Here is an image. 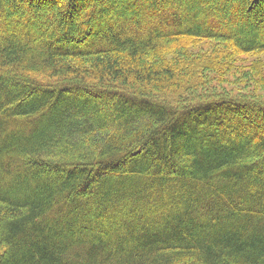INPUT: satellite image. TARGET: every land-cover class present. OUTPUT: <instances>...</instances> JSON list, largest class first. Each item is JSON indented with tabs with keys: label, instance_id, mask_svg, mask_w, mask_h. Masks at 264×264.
I'll use <instances>...</instances> for the list:
<instances>
[{
	"label": "trees",
	"instance_id": "16d2710c",
	"mask_svg": "<svg viewBox=\"0 0 264 264\" xmlns=\"http://www.w3.org/2000/svg\"><path fill=\"white\" fill-rule=\"evenodd\" d=\"M24 1L0 0V264H264V97L220 90L264 85L263 12Z\"/></svg>",
	"mask_w": 264,
	"mask_h": 264
},
{
	"label": "rangeland",
	"instance_id": "374dc122",
	"mask_svg": "<svg viewBox=\"0 0 264 264\" xmlns=\"http://www.w3.org/2000/svg\"><path fill=\"white\" fill-rule=\"evenodd\" d=\"M50 1L49 3L51 4L52 2H54V4L52 5V7H48L47 2L41 3V5L39 4V2H36L35 0H25L23 5L19 8L21 13L23 14V16H36L37 19H39L40 21H49L50 19V15L53 13L55 14L57 11H59V4H62L65 2V0H47ZM124 2V5H126L128 7L129 3L132 0H121ZM216 1L218 0H209V1H205V4H208V2H212V3H216ZM46 3V4H45ZM231 4L228 7H225V9L220 10V12H224V10L230 9L232 6L231 5H238L240 6L245 14H243L242 16L238 17L239 21L241 24L244 25H253L254 21L251 18L252 14L255 11L258 12H263V19H264V2H251L250 0H232L230 2ZM30 4V6H29ZM241 11V10H240ZM20 13V14H21ZM63 18H70L73 20H78L80 18V14L76 16L73 15V12L70 15V12L67 10L65 12V14ZM21 16V15H20ZM74 16V18H73ZM264 22V20H263ZM218 46L217 42H210L209 46ZM206 47H204L203 49H201L202 51H205ZM244 57V61H245V57H246V63H251L253 61H259L260 59H262V56H253V55H243L242 58ZM240 60V59H239ZM241 61V60H240ZM239 73V72H237ZM215 80H218V78H215ZM220 90H225L227 93H232L234 95H243V96H255L257 98H261L264 97V85H256L255 82H249L247 84H245L242 80V77H239L238 74H236L235 72H231L229 75H227V77L221 78L220 80ZM218 82H215V84ZM214 84V83H213Z\"/></svg>",
	"mask_w": 264,
	"mask_h": 264
}]
</instances>
